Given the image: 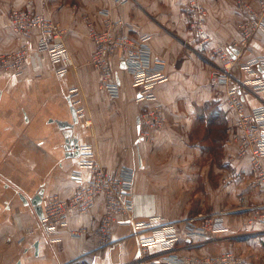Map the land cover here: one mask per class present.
Returning a JSON list of instances; mask_svg holds the SVG:
<instances>
[{"label":"crops","instance_id":"0c3cea01","mask_svg":"<svg viewBox=\"0 0 264 264\" xmlns=\"http://www.w3.org/2000/svg\"><path fill=\"white\" fill-rule=\"evenodd\" d=\"M243 3L258 8L256 0H0V52L20 47L27 52L21 74L0 71V264H66L78 257L89 264L135 262L138 243L130 225H114L112 244L98 245L101 197L88 213L70 219L66 229L47 233L40 227L30 200L43 191L42 207L47 197L69 198L79 186L71 178L77 156L69 155L77 149L66 143L68 130L70 139L90 146L107 170L134 169L133 217L174 223L181 238L176 254L232 252L241 264H264V225L254 220L252 210L262 202L264 186L255 182L250 159L238 155L227 87L210 78L221 65L213 48L237 42L238 24L249 19ZM17 9H29L64 29L62 41L73 63L67 73L57 75L58 65L36 50L38 31L28 37L13 32L9 13ZM196 9L203 12L212 42L201 44L194 33ZM118 20L151 35L152 56L163 63L167 79L154 87L152 101L136 100L138 88L120 63L115 68L119 96L111 98L89 64L91 30ZM256 56L264 57V25L240 49L232 75L251 80L238 65ZM244 103L246 109L264 104V91ZM71 106L77 122L61 129L57 121L72 124ZM155 107L163 127L144 137L140 115ZM80 174L82 180L89 178L88 171ZM204 211L224 214L209 236L187 240L186 220ZM77 229L82 234L72 236ZM165 255L157 248L145 253L148 260Z\"/></svg>","mask_w":264,"mask_h":264},{"label":"built area","instance_id":"2783aa9c","mask_svg":"<svg viewBox=\"0 0 264 264\" xmlns=\"http://www.w3.org/2000/svg\"><path fill=\"white\" fill-rule=\"evenodd\" d=\"M112 1L123 4L126 0ZM256 1L257 9L243 4L249 19L238 24L237 42L226 46L217 44L213 48V53L218 56L221 65L212 69L210 78L214 84L227 87L226 107L236 115L234 127L238 133L235 136L238 155L250 159L255 182L264 186V104L246 109L244 103L246 97L264 91V78L260 77L264 74V57L256 56L238 65L252 77L251 80H241L231 73L240 49H246L249 40L264 25V0ZM202 16L203 12L196 9L192 26L200 43L205 44L213 40L210 33L203 27ZM9 21L13 32L20 37H28L31 33L38 31L36 50L45 53L53 64L58 65L57 75H64L72 67L71 55L62 41L64 29L59 24L29 9L11 10ZM123 27L136 33L122 34L119 29ZM139 31L140 27L135 23L126 24L118 20L112 23L106 22L103 30H91L89 34L94 44L89 64L97 69L99 84L111 98H117L120 92L115 80V68L119 63L124 64L125 71L130 74L133 83L137 86L136 100L138 101L154 100V87L167 79L162 72L163 63L152 56L151 35ZM26 54L25 47L0 52V71L9 72L15 76L21 74ZM140 119L144 137H148L152 130L162 128L164 124L162 113L157 107L143 111ZM77 153V171L71 178L77 181L79 186L69 198L61 199L51 196L45 199L39 221L44 231L53 233L66 229L70 219L88 213L95 205L96 199L101 197L104 202V212L96 229L98 245L106 247L112 244L110 236L114 225H130L132 235L137 238L138 243V256L133 264H241L240 257L232 252L205 256L176 254L174 249L181 238L174 223H165L160 217L146 220L134 219L133 169L119 166L107 170L97 161L91 147L87 145L78 146ZM82 171H88V179H81ZM252 210L254 220L264 224V198L260 204L252 207ZM203 213H197L186 220L189 225L185 236L187 240L194 237H206L207 228L212 227L214 220L224 214L222 212ZM70 233L72 236H80L82 230L77 229ZM153 248L159 249L166 255L148 260L145 253ZM66 264L89 263L85 257H78Z\"/></svg>","mask_w":264,"mask_h":264},{"label":"water","instance_id":"95a60500","mask_svg":"<svg viewBox=\"0 0 264 264\" xmlns=\"http://www.w3.org/2000/svg\"><path fill=\"white\" fill-rule=\"evenodd\" d=\"M234 53H235V51H234ZM260 71L262 72V70H260ZM263 77H264V74H263ZM70 112H71V117H72V124H70V123L68 124L66 122H59V121L56 122L57 125H58V127H60L61 129H65V128L66 129H70V128H72L73 123H76L77 122L76 111H75V109L72 106L70 107ZM64 135H66L65 138H66L67 145L70 146L71 149L72 148H74L75 150L78 149L77 141L75 139L74 140L73 139H70L71 138V136H70L71 135L70 134V130H68L67 132H64ZM77 155H78V153L76 151L73 155H69V156L74 157V156H77ZM42 195H43V191L40 190L30 200V202L33 205V207H34V209H35V211H36V213H37V215H38L39 218L42 217V207H41Z\"/></svg>","mask_w":264,"mask_h":264},{"label":"rangeland","instance_id":"374dc122","mask_svg":"<svg viewBox=\"0 0 264 264\" xmlns=\"http://www.w3.org/2000/svg\"><path fill=\"white\" fill-rule=\"evenodd\" d=\"M243 4H246V3H243ZM247 5L249 6V7H253L252 5H251V3H247ZM117 167H119V166H117ZM126 167V166H125ZM116 168V167H115ZM132 169V168H131ZM133 171H134V169H133ZM134 178H135V171H134ZM133 182H134V180H133ZM132 198H133V194H132ZM263 201V200H262ZM260 204V203H259ZM258 205V204H257ZM204 212H206V213H211L210 211H204ZM200 213V212H199ZM215 213H220V212H215ZM222 213H224V212H222ZM201 214H204L203 212H201ZM195 216V215H194ZM217 216H219V214H217ZM219 219L218 218H216L215 220H214V223H213V226L211 227H209V228H207V235L206 236H209V234L211 233V232H214L215 230H214V224L215 223H217V221H218ZM213 222V221H212ZM260 223V222H259ZM212 224V223H211ZM262 224V223H261ZM264 225V224H263ZM196 238H198V237H196ZM196 238H194V239H196ZM200 256H205V255H200Z\"/></svg>","mask_w":264,"mask_h":264}]
</instances>
